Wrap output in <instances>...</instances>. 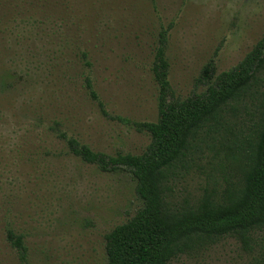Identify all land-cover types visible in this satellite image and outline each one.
Returning a JSON list of instances; mask_svg holds the SVG:
<instances>
[{"label":"rangeland","instance_id":"1","mask_svg":"<svg viewBox=\"0 0 264 264\" xmlns=\"http://www.w3.org/2000/svg\"><path fill=\"white\" fill-rule=\"evenodd\" d=\"M164 30L168 80L185 99L203 91L210 61L215 76L229 71L264 36V0H0V264H106L105 235L142 205L135 184L81 162L52 128L94 152L141 154L149 137L137 124L159 116L150 70ZM255 117L249 106L229 113L228 130L245 131ZM217 139L177 169V205L234 180ZM8 230L22 237L26 263ZM169 264H264V229L206 239Z\"/></svg>","mask_w":264,"mask_h":264},{"label":"trees","instance_id":"2","mask_svg":"<svg viewBox=\"0 0 264 264\" xmlns=\"http://www.w3.org/2000/svg\"><path fill=\"white\" fill-rule=\"evenodd\" d=\"M166 45L164 30L159 33L150 70L158 87L159 116L155 122L137 124V130L149 137L141 154L94 152L68 137L58 123L52 128L81 162L102 173H126L135 184L142 205L105 235L106 264H169L206 239L237 235L246 240L255 230L264 229V36L229 71L215 76L210 61L202 70L203 91L185 99L175 97L171 89ZM76 47L77 59L85 70L90 68L83 45ZM81 75L91 99L98 101L89 75ZM98 105L102 106L99 101ZM248 106L255 110V119L245 131L232 134L228 114ZM216 137L225 149L220 161H228V170L221 166L234 180L228 178L220 190L207 189L195 201L177 205L169 186L177 169L187 166L191 153L207 138ZM6 238L26 263L22 237L8 230Z\"/></svg>","mask_w":264,"mask_h":264}]
</instances>
